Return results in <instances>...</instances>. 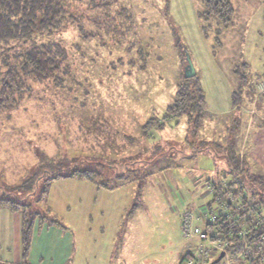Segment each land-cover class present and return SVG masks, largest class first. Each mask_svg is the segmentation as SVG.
<instances>
[{"label":"rangeland","instance_id":"1","mask_svg":"<svg viewBox=\"0 0 264 264\" xmlns=\"http://www.w3.org/2000/svg\"><path fill=\"white\" fill-rule=\"evenodd\" d=\"M233 3L235 26L217 33L213 20L206 37L201 0H118L111 15L103 0H82L73 6L72 26L40 39L64 49L68 73L34 85L15 108L0 109V198L27 203L35 230L71 232L74 249L61 258L65 244L43 233L45 246L32 262L41 256L36 264H186L184 255L199 240L183 234L184 211L211 203L207 184L225 165L186 149L185 119L150 136L143 127L164 114L185 72L180 35L202 69L211 112L230 109L234 68L250 62L243 105L251 122L244 133L257 138L258 113L264 118V76L257 82V71L264 73V0ZM2 51L0 45V78ZM222 128L207 121L203 136L211 140ZM256 142L264 167V134ZM75 171L95 179H54Z\"/></svg>","mask_w":264,"mask_h":264},{"label":"trees","instance_id":"2","mask_svg":"<svg viewBox=\"0 0 264 264\" xmlns=\"http://www.w3.org/2000/svg\"><path fill=\"white\" fill-rule=\"evenodd\" d=\"M82 0H0V45L3 48L2 62L6 70L0 78V109H13L20 104L23 98L30 93L34 85L50 80H62L61 74L68 73V57L59 44L40 41L42 38L54 37L62 29L72 26L75 22L76 2ZM98 0H92L96 3ZM101 1V0H100ZM106 4L107 14H112V5L118 0H103ZM203 7L199 11V17L204 22L202 29L209 36L211 21L216 20L217 33L222 28H232L236 23V7L233 0H201ZM169 4V3H168ZM98 6V5H96ZM131 18H129L130 20ZM131 21V20H130ZM209 23V24H208ZM132 27L130 26L129 29ZM177 34V33H176ZM177 35L176 48L187 64L186 53L190 52L188 45ZM218 45L221 41L216 37ZM185 56V57H184ZM250 62H242L244 69L238 65L234 70L238 77V85L233 90L232 112L223 115L213 114L208 107L207 94L203 86L202 78L197 73L194 77L186 78L183 72L182 79L177 85L173 100L167 105L162 116L153 114L144 122V135L150 136L152 132L166 130L168 124L180 126L184 121L187 124L188 134L185 137L186 149L195 154H205L215 160L224 162L225 167L215 172L214 181L231 177L233 183L243 189L244 182L251 188L252 211L257 210V224L252 225L247 231L246 226L253 220L256 214H250L246 221H242V214L235 212L232 221L225 224L228 218H220L216 228L229 238V246L226 251L231 256H237L245 244L254 245L260 243L264 237V169L251 161L248 153H242V138L244 137L248 118L241 109L244 97V85L248 80L246 71ZM264 73L257 71V82ZM250 94V93H248ZM231 116V117H230ZM183 119H185L183 121ZM210 119V120H208ZM207 121H216L223 127L217 137L205 139L203 136L207 128ZM257 125V134L264 128V121ZM222 124H225L222 126ZM260 126V127H259ZM191 152V153H192ZM219 171V172H218ZM61 177L95 179V173L90 171H75ZM108 187L107 185H103ZM214 200L212 198L211 202ZM28 204L9 198H0V209L8 208L24 215L23 221V263L31 264L33 235L36 227V215L28 211ZM261 211L262 216L258 215ZM41 218L40 227L43 225ZM56 226L67 228L61 220H54ZM211 229V226H207ZM245 231V234L242 232ZM189 257L185 254L184 262ZM218 255L213 259L215 260ZM224 259V258H223ZM222 259V260H223ZM212 260V261H213ZM221 260V261H222ZM211 261V262H212ZM209 262L208 264H211ZM260 262H257L259 264ZM0 264H7L1 263ZM237 264H254L241 259Z\"/></svg>","mask_w":264,"mask_h":264},{"label":"built area","instance_id":"3","mask_svg":"<svg viewBox=\"0 0 264 264\" xmlns=\"http://www.w3.org/2000/svg\"><path fill=\"white\" fill-rule=\"evenodd\" d=\"M241 185L243 189L239 190V185L234 184L231 177H227L220 182L208 183L207 193L214 200L210 204L189 207L184 211L183 234L186 237L192 236L199 240L196 249L189 251V257L185 261L186 264H208L222 251L226 252L227 264H237L241 259L254 264H257V262L264 264V237L260 243L245 244L237 256H231L226 251L229 246V238L219 227L216 228V224L220 222L221 217L228 218L225 224H229L235 212L242 214V221H246L251 213L256 214L246 226L245 231L259 222V220L257 221V210L252 211L251 192L244 182ZM258 215L262 216L261 211L258 212ZM207 226H211V229L208 230ZM245 231L242 234H245Z\"/></svg>","mask_w":264,"mask_h":264},{"label":"crops","instance_id":"4","mask_svg":"<svg viewBox=\"0 0 264 264\" xmlns=\"http://www.w3.org/2000/svg\"><path fill=\"white\" fill-rule=\"evenodd\" d=\"M200 71L202 69L200 68L197 70V73L201 76ZM202 73V72H201ZM239 81H237L236 85L232 88V105L230 109L227 111H222V112H212L215 115H223L227 114L229 112H232L235 108L233 107V90L235 87L238 85ZM241 109L243 112L247 113L248 108H246L244 105H241ZM262 112V111H260ZM261 119L264 118L262 117L261 113H258ZM249 123L250 118L248 119ZM213 122V121H212ZM216 125V124H214ZM248 125H247V130H248ZM216 129H213L215 132ZM246 131V130H245ZM256 134V130H255ZM264 134V128L260 131L259 135L257 136L256 139H258L261 135ZM255 136L253 137V133L251 136H248V134H245L244 137L242 138V153H248V156L251 161L255 162L259 166H261L263 169L264 167L260 164L257 158V142H256ZM250 143V144H248ZM248 145V146H247ZM23 221H24V215L21 212H14L11 211L8 208H1L0 209V262L1 263H7V264H22L23 263V235H22V229H23ZM43 233H51L53 234V237H56L57 239L61 240L63 244H65V249L61 248L58 250L59 252L57 255H59L61 258L62 256L67 254V257L72 254L73 251V237L70 238L69 233L71 232H64L58 227L55 226H45L42 228H38L35 230V234L33 237V243H32V248H31V253L29 260L31 264H36V262L40 261L42 258L40 254V259H38L35 263L32 262L34 256L37 255L38 249L40 246H45L43 244L44 240H41V236ZM54 239V238H53ZM41 241V242H40ZM59 242V241H56ZM37 256V257H38ZM52 258V257H51ZM226 258V257H225ZM57 259V258H56ZM220 263V262H219ZM228 263V258L225 259L223 264Z\"/></svg>","mask_w":264,"mask_h":264},{"label":"water","instance_id":"5","mask_svg":"<svg viewBox=\"0 0 264 264\" xmlns=\"http://www.w3.org/2000/svg\"><path fill=\"white\" fill-rule=\"evenodd\" d=\"M186 58H187V64L185 66V72H184V75L186 78H191V77H194L196 74H197V70H196V67H195V64L193 62V59H192V56L190 54V52H187L186 53ZM226 256V252L225 251H222L220 252V254L218 255V257L213 260L211 262V264H218L219 262H221V260Z\"/></svg>","mask_w":264,"mask_h":264}]
</instances>
